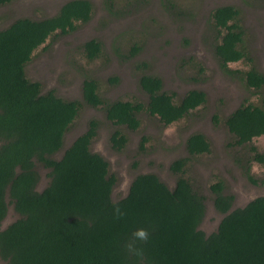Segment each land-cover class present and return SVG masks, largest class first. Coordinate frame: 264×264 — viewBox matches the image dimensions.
<instances>
[{
    "label": "trees",
    "instance_id": "obj_1",
    "mask_svg": "<svg viewBox=\"0 0 264 264\" xmlns=\"http://www.w3.org/2000/svg\"><path fill=\"white\" fill-rule=\"evenodd\" d=\"M11 1L0 0V6ZM91 14L89 0H70L53 16L18 18L0 30V259L7 264H139L125 244L134 231L144 228L150 232L149 241L140 245L145 250L144 264H264V196L232 209L234 195L224 193L222 181L212 183L214 207L224 216L217 229L206 234L199 228L205 197L183 176L170 188L155 173H141L124 197L112 199L116 177L109 174L108 161L90 149L97 134L96 120L91 119L86 131L60 158L55 157L81 104L54 91L42 93L41 84L26 76L25 66L53 33L72 32ZM238 15L233 5L211 13L220 34L215 52L229 72L230 63L248 59L239 46L243 30ZM84 47L90 59L101 50L95 39ZM243 78L248 87L264 86V74L255 68L244 71ZM139 83L148 93L146 104L106 101L92 78L83 81V100L93 107L103 106L110 121L130 129L139 127L138 113L143 110L169 125L206 101L205 92L193 89L175 102L173 94L162 90L157 76L144 74ZM225 122L236 144L264 136L262 107L242 104ZM110 139L119 150L127 143L120 130ZM186 147L190 155L210 150L202 133L191 134ZM254 159L262 162L264 155L255 153ZM186 161L174 160L171 170L182 172ZM38 164L49 177L43 189L38 188ZM9 206L17 216L2 227ZM115 206L125 213L120 219L114 218Z\"/></svg>",
    "mask_w": 264,
    "mask_h": 264
},
{
    "label": "rangeland",
    "instance_id": "obj_2",
    "mask_svg": "<svg viewBox=\"0 0 264 264\" xmlns=\"http://www.w3.org/2000/svg\"><path fill=\"white\" fill-rule=\"evenodd\" d=\"M70 0H13L0 6V30L18 18L43 19L55 15ZM92 14L79 22L72 32L56 31L34 51L25 66L29 80L41 84L42 93L54 91L63 99L77 100L80 110L64 134V149L86 131L89 121L98 122L90 149L109 163V174L116 177L111 197L117 201L129 190L133 178L155 173L170 188L179 176L189 180L194 190L205 197L206 211L199 228L206 234L217 229L224 214L213 203L210 185L222 181L224 193L234 195L233 208L264 196V136L236 144L226 118L242 104L264 108V86L248 87L244 71L255 68L264 74V0H89ZM233 5L239 10L238 23L243 30L239 46L248 59L230 63L226 71L215 52L220 34L214 27L213 9ZM95 39L99 54L90 59L85 43ZM136 48V49H135ZM157 76L162 90L179 102L189 90H201L206 101L183 118L169 125L146 110L138 113L140 125L130 129L116 125L106 117L103 106L86 104L82 84L87 78L98 83V93L106 101L148 102L141 87L142 75ZM120 130L127 143L121 149L112 146L111 135ZM202 133L210 144L209 152L190 155L186 140ZM187 158L183 171L171 170V164ZM38 188L48 181L47 169L37 165ZM255 180V181H253ZM12 206L2 222L16 218ZM0 264H7L0 259Z\"/></svg>",
    "mask_w": 264,
    "mask_h": 264
},
{
    "label": "clouds",
    "instance_id": "obj_3",
    "mask_svg": "<svg viewBox=\"0 0 264 264\" xmlns=\"http://www.w3.org/2000/svg\"><path fill=\"white\" fill-rule=\"evenodd\" d=\"M125 213L120 209L119 206L114 208V218L120 219ZM150 239V232L147 229L140 228L132 233V238L129 239L125 244V249L130 256H135L139 261V264H144L145 250L142 244H145Z\"/></svg>",
    "mask_w": 264,
    "mask_h": 264
}]
</instances>
